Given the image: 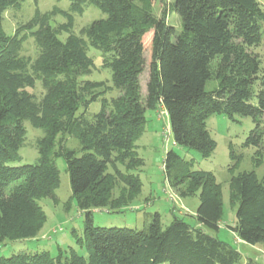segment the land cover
<instances>
[{
  "label": "trees",
  "instance_id": "16d2710c",
  "mask_svg": "<svg viewBox=\"0 0 264 264\" xmlns=\"http://www.w3.org/2000/svg\"><path fill=\"white\" fill-rule=\"evenodd\" d=\"M22 1L0 0V245L37 238L47 220L39 201L58 200L60 157L66 162L71 198L85 214L84 234H76L75 245L58 246L56 255L20 252L0 257V264H239V250L204 230L220 229L222 185L213 172L195 169L192 160L174 150L166 153L168 183L180 196H199L198 225L174 216L163 227L160 214L154 213L140 230L95 226L93 210L126 207L141 193L143 182L134 171L144 159L136 142L145 131L148 108L162 105L174 142L196 149L202 158L217 147L207 126L215 113L252 117L255 127L245 144H262L264 71L252 49L263 41L264 0H71L69 10L59 11L66 22L53 26V13L38 11L8 35L4 13ZM156 1L163 4L161 15L153 11ZM87 3L107 17L93 21L83 35L73 34L74 14ZM174 12L181 19L180 32L167 22ZM63 31L69 32L64 40L59 37ZM27 32L41 48L34 61L20 54ZM148 33L152 58L144 96ZM89 46L103 52L112 85L83 78L95 67ZM37 80L45 88L40 100L28 91ZM209 80L218 81L217 88L207 90ZM113 89L118 96H104ZM98 100L100 110L88 117ZM26 121L44 130L36 144L39 161L11 165L22 158ZM67 136L77 138L80 147L67 146ZM118 181L126 192L115 198ZM230 201L237 207L232 231L241 241L264 246V175L256 170L232 174Z\"/></svg>",
  "mask_w": 264,
  "mask_h": 264
},
{
  "label": "rangeland",
  "instance_id": "374dc122",
  "mask_svg": "<svg viewBox=\"0 0 264 264\" xmlns=\"http://www.w3.org/2000/svg\"><path fill=\"white\" fill-rule=\"evenodd\" d=\"M174 2V0H167ZM71 0H23L18 6L8 8L4 13V30L8 35H13L15 30L23 23L28 22L39 11L41 14L53 13L51 24L58 26L67 21V18L59 12L69 10ZM82 13L74 14L73 34L83 35L84 28L93 21L106 18L107 14L93 4L87 3ZM163 4L156 1L153 11L161 15ZM167 22L173 25L178 32L182 29L181 19L174 12L168 15ZM69 32L63 31L59 34L61 39H66ZM85 38H87L84 35ZM152 34L145 36V70L142 75V94L146 95V85L149 79L150 61L152 58ZM259 55L261 69L264 71V36L260 46L252 49ZM41 48L35 37L27 32V37L22 44L20 54L34 61L40 54ZM88 54L94 59L95 67L92 72L85 75L84 79L102 80L107 85H112L111 69L103 67V52L94 46L88 47ZM218 81H207L205 88L213 90L217 88ZM28 91L40 100L45 93V88L40 80L36 85L28 88ZM119 95L116 89L109 90L104 94L108 99ZM256 101V100H255ZM101 108V100L93 102L87 116L92 117ZM82 111V110H81ZM147 123L145 131L136 142L139 156L144 159V164L136 171L142 179L141 193L129 205L119 209H94L93 218L95 226L104 227H128L143 229L152 220L154 213H159L163 227L171 224L174 216L185 219L192 225H198L195 218L196 210L200 204L198 195L180 196L168 183L164 170L166 153L174 150L185 160H192L195 169L211 171L222 185L223 192V216L220 221V229L213 231L204 227V230L220 240L230 244L242 254L239 264H264V246L252 245L241 241L232 231L230 226L236 221V206L230 201V179L232 174H238L246 170H256L259 176L264 175V138L262 144L246 145V139L255 122L250 116L234 115L230 118L224 114L215 113L207 120L208 129L217 142V147L209 158H202L196 149L178 145L174 142L169 117L162 105L155 109L146 110ZM27 136L20 149L21 160L10 162L11 165L35 164L39 161V151L36 146L37 140L44 135L42 128L32 126L29 121L25 122ZM264 132V118L262 123ZM67 146L79 148L80 142L77 138L67 136ZM232 145V146H231ZM232 149H231V147ZM233 150L234 157H231ZM56 164L61 173V185L56 190L58 200L53 198H42L39 202L46 212L47 220L37 238L5 241L0 245V257H10L20 252H34L37 250H49L53 255L57 254L58 246L67 247L75 245L76 234L83 236L85 214L81 211L75 200L71 198L72 190L69 174L66 170V162L60 157ZM185 187V186H183ZM125 186L118 181L113 186L114 197L123 195ZM80 254L87 255L85 249L78 248ZM167 264V263H162Z\"/></svg>",
  "mask_w": 264,
  "mask_h": 264
}]
</instances>
